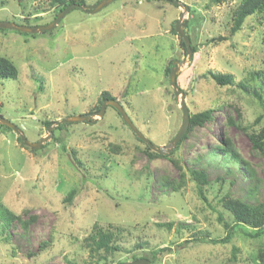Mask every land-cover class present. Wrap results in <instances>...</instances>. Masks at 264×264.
Segmentation results:
<instances>
[{"label": "rangeland", "instance_id": "374dc122", "mask_svg": "<svg viewBox=\"0 0 264 264\" xmlns=\"http://www.w3.org/2000/svg\"><path fill=\"white\" fill-rule=\"evenodd\" d=\"M179 1L188 7L182 22L197 50L189 60L170 30L182 9L165 0H114L95 14L73 9L55 29L38 34L0 29V56L17 69L15 78L0 79V116L28 142L47 136V121L98 112L107 92L155 147L167 146L182 120L164 76L172 60L180 62L178 85L189 112L212 110L211 121L170 156L186 174L178 191L168 185L180 179L170 159H149L111 106L93 121L53 128L51 139L33 151L0 126V203L22 221L34 218L26 229L17 220L5 232L0 226V264H116L162 248L170 251L153 264H256L264 234L252 238L240 226L230 243L211 245L184 243L190 231H177L195 225L222 238L218 214L229 220L219 204L223 195L264 202V155L247 137L264 125V93L261 102L239 87H257L254 73H264V18L248 17L230 36L240 0ZM54 13L51 0H0V22L45 26ZM209 72L232 75V84L215 85ZM226 139L242 162L220 150ZM190 170L206 175L203 190L213 209L198 197ZM168 222L170 230L156 226ZM94 225L123 227L120 248L106 261L98 262L85 245ZM140 240L148 246L137 248ZM232 246L239 250L235 259Z\"/></svg>", "mask_w": 264, "mask_h": 264}, {"label": "trees", "instance_id": "16d2710c", "mask_svg": "<svg viewBox=\"0 0 264 264\" xmlns=\"http://www.w3.org/2000/svg\"><path fill=\"white\" fill-rule=\"evenodd\" d=\"M51 4L55 7V13L53 14V19L55 16L63 10L65 7L71 4H80L84 5V0H51ZM251 16H257L264 18V0H240L236 8L232 12L231 20H232V26L230 28V36L234 35L236 32H238L244 21ZM174 23L171 24L170 30L171 32L176 35L175 29H174ZM224 38H217L218 41L223 40ZM180 46L182 47L183 51H185V44L180 39L179 41ZM192 53H196V48L191 45ZM172 61L168 63L164 70V76L166 81H169V72L172 66ZM17 75V69L13 65V63L5 58L0 56V79L10 78L13 79ZM255 76L258 77L259 84L257 87H251L248 85L246 87L245 85L239 84V87H241L244 91H251L253 96L257 98L259 101L262 102V93H264V73L262 71L254 73ZM209 78L213 81V83L217 86H226L229 84H232V75L230 74H222L219 72H209L208 73ZM176 83L178 85V77H176ZM180 88V87H179ZM181 89V88H180ZM172 97H174V92L171 90ZM113 99L107 92H102L100 96V104L104 100ZM115 100V99H114ZM264 107V104H263ZM115 110V109H114ZM116 112V111H115ZM117 113V112H116ZM118 114V113H117ZM119 116V114H118ZM120 117V116H119ZM1 118V116H0ZM212 118V110L211 109H205L202 111L197 112H189V127L186 132V134L181 138L180 142L176 145L175 149L169 153L165 154L164 157L169 158L171 163L175 166V168L180 173V179L178 181H171L168 183L169 186H171L172 190L178 191L180 187L182 186L184 182L185 172L180 167L177 160H174L170 158V156L178 149V147L181 145V143L186 139L187 135L192 132L196 127H201L205 123L211 121ZM256 122L258 123L259 120L257 119ZM52 123V121L45 122L46 126H49ZM68 123H66L67 125ZM2 128H6L5 126L0 125ZM65 126V124H60L54 129L61 130L62 127ZM240 126V125H239ZM8 129V128H6ZM9 130V129H8ZM247 137L251 143V146L254 150L259 152L260 154L264 155V125H262L259 129L253 130L249 134H247ZM18 142L23 146L26 147L20 138H17ZM55 139V138H54ZM136 139L144 144L142 141H140L137 137ZM145 152L149 159L159 158L160 155L152 152L145 144H144ZM220 150L227 154L231 159L235 161H241L239 153L234 147L232 146L231 142L229 140H224L223 146L219 147ZM31 150V149H30ZM33 151V150H32ZM242 162V161H241ZM250 175H253V171L250 170ZM189 179L190 181L195 183L197 195L200 198L201 201L204 203H208L207 198L205 196V192L203 190L204 185H208L209 182L207 181V177L204 174L203 171H197V170H190L189 172ZM224 183L223 181H221ZM231 181L228 182V185H231ZM75 194V190L69 191L68 197L66 201H70V199ZM222 209L228 213L229 220H225L223 218V215L221 213L218 214L217 221L223 226L225 235L222 238H211L210 234L206 231H200L196 228L195 225L193 226H187V227H178V233H180V229H184L187 231H190L191 240H185L184 243H190V242H197V243H204V244H211V245H217V244H227L230 243L233 237L235 236V230L236 228L240 226H244L247 229H250L249 232H244L245 235L252 237V238H258L264 234V202L258 203L256 205H249L239 199L232 198L228 193L223 195L220 198L219 202ZM208 207L213 209L210 204H207ZM13 220H17L18 222H21L24 229L27 228L28 224L34 221V218H30L27 221H22L19 216L14 215L9 209L4 207L0 203V226L3 232L6 231V226L9 225L10 222ZM156 226L164 229L170 230L173 228L174 224L173 222H168L167 224H156ZM123 227L119 226H111V228L108 229H102L96 225L93 226L92 231L85 239V245L90 249L91 252H95L96 260L98 262L106 261L107 257L112 255V253L119 250L120 246L116 244V240H120L121 237L120 234L123 233L122 231ZM192 231V232H191ZM147 241L140 240L139 244H136L137 248H141V246H148ZM145 244V245H144ZM47 246L45 242L42 243L40 248ZM170 251V248H162L158 251L151 250V256H142L141 258L147 259L150 264H153L154 258L159 253H164ZM239 250L237 247L232 246V258L235 259V254ZM134 260H139L140 258H133ZM254 262L256 264H264V242L260 243L258 246V250L256 253V256L254 258ZM116 264H123V263H116Z\"/></svg>", "mask_w": 264, "mask_h": 264}, {"label": "water", "instance_id": "95a60500", "mask_svg": "<svg viewBox=\"0 0 264 264\" xmlns=\"http://www.w3.org/2000/svg\"><path fill=\"white\" fill-rule=\"evenodd\" d=\"M114 0H98L94 5H80V4H71L65 7L63 10H61L55 18L52 20V22L45 26H23V25H16L9 22H0V29H7V30H13L28 34H38L42 32H49L56 28V26L59 24V22L62 20V18L71 10L73 9H79L83 12L89 13V14H95L101 11L105 6H107L109 3H111ZM171 4L174 6L182 9V12L180 14V18L176 22V26L174 27L175 32L177 36L184 42L185 44V50L187 55V60H189L192 56V50H191V42L189 37L184 31V28L186 26L185 22H182V19L184 17L185 12L188 11V7L181 3L179 0H168ZM179 65L180 62L173 61L172 66L169 72V86L174 92V96L176 100L178 101L179 109L182 113V120L181 125L175 136L171 139L169 144L165 147H155L145 136H143L137 128L133 125L130 118L122 108V106L114 99H108L104 100L99 108V111L94 114H81L77 116H70L67 118H63L61 120H57L52 122L47 127V136L41 138L39 141L31 143L28 142L21 131L20 128L15 126L14 124L10 123L9 121L0 118V124L8 127L11 129L22 141V143L28 147L31 150H35L37 148H40L42 145H44L49 139H51V130L55 127H57L60 124H66V123H73V122H90L93 121L94 116L101 117L104 113V110L106 106H111L115 109V111L119 114L121 117L123 123L132 131V133L140 140L142 141L152 152L158 154V155H164L166 153H170L176 145L180 142L181 138L186 134L188 127H189V110L185 104V96L184 92L177 86L176 83V77L177 73L179 72ZM123 264H150V262L147 259H139L132 262H126Z\"/></svg>", "mask_w": 264, "mask_h": 264}, {"label": "flooded vegetation", "instance_id": "af4514ba", "mask_svg": "<svg viewBox=\"0 0 264 264\" xmlns=\"http://www.w3.org/2000/svg\"><path fill=\"white\" fill-rule=\"evenodd\" d=\"M165 1L169 2L168 0H165Z\"/></svg>", "mask_w": 264, "mask_h": 264}]
</instances>
